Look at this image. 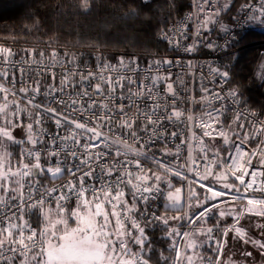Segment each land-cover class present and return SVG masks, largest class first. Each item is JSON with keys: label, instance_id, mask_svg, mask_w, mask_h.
<instances>
[{"label": "snow or ice", "instance_id": "6c2138e0", "mask_svg": "<svg viewBox=\"0 0 264 264\" xmlns=\"http://www.w3.org/2000/svg\"><path fill=\"white\" fill-rule=\"evenodd\" d=\"M192 2L196 11L185 19L190 20L195 16L199 20L200 14L210 5V0ZM231 2L232 0H224L218 7L213 0L210 7L215 10L209 11L200 20L196 36L201 35V29L209 30L208 26L216 23L215 17L222 11L229 10ZM84 4L87 6V0H84ZM257 11L259 16L254 17L255 19L264 16V3ZM185 28L186 25L170 29L173 34L170 36L162 33V38L178 47L180 42L177 36L186 38ZM221 28L227 31L225 26L221 25ZM207 47L214 46L209 43ZM193 50V47L185 48V51ZM0 53L10 54V50L0 49ZM56 55L53 52L54 60ZM3 63L10 61L5 57ZM69 63L75 65L76 58L73 57ZM171 63L170 60L154 61L153 65L159 71L161 64ZM153 65H149V71ZM96 67V71H78L77 65L68 70L58 84L55 83L56 76L53 73V83L43 91L39 80L35 86L20 87L19 91L29 97L27 104L31 106V110L27 106H18L9 112L7 103L0 106V148L4 149L0 160H7L11 155L7 151L6 142L20 145L23 167V170L13 171L9 168L7 171H0V221L7 222L6 227L0 228V261L13 264L16 256H19L22 259L18 264H32L33 261L35 264H150L148 254L153 248L147 229L158 223L168 225L169 219L184 221L188 227L196 225L192 232L185 231L182 235L190 238L186 247L193 250L201 264H204L205 257L197 249L207 241H214L212 251L217 253L215 260L207 257L208 264H220L230 233L235 234L232 239L251 244L264 255V242L252 239L240 225L246 213L264 216V207H258L264 206V200L249 198L247 206H241L242 211H224L215 201L226 197L228 192L213 191L209 186L207 191L212 196L205 197L203 203L195 206L189 204V210L197 209L190 214L181 208V189L176 188L174 192H168L169 204L165 207L183 211V215L158 216L152 203L157 198L155 194L161 191L159 184L163 176L145 168L140 159H151L166 172L181 177L179 171L173 172L172 168L156 159L154 153L151 156L149 153L157 140L165 138L167 126L164 121L174 123L184 117L189 122L191 136L188 140L180 139L175 153L168 150L165 155L178 157L181 144L195 141L202 154L201 158L206 161V175L202 178L213 175L212 166L217 165L225 169L223 173L216 174L217 180L227 181L230 173L244 185L245 192H264V185L253 187L257 184L258 172H249L253 157H258L261 167H264V119H253L257 113L248 109L247 101L242 99L238 88L224 91L223 85L230 80L229 72L211 68V72L220 78V91L203 88L205 95L201 96L199 102L206 107L196 118L195 127L202 130V135L197 136L191 127L193 115L185 116L183 111L175 107L171 112L167 111L169 104L161 96L159 85L166 83L170 77L145 76L139 81V86L133 89L131 86L137 84L134 76L139 68L135 58H120L118 65L104 60ZM124 70L133 75H127ZM8 76L7 69H0V78L7 80ZM73 77L79 79L74 82ZM11 83L15 87L14 74ZM70 85L72 90L68 91ZM9 91L0 83V92ZM166 92L172 97L174 105L176 92L171 83L166 84ZM37 96L42 99L37 101ZM226 100L236 107H228ZM215 101L220 102L219 106L215 105ZM242 104L244 107H240ZM230 111L234 115L229 122L227 113ZM21 113L27 118L26 121L21 118ZM12 117L16 118L15 121ZM46 121L53 124L56 131L47 127ZM17 129L20 138L14 135ZM117 129L121 130L119 134ZM180 135L178 132L170 133L173 138ZM204 137L212 141L220 138L223 143L219 146L215 143L208 144ZM257 137L261 139L256 149L245 151L242 145H247ZM188 146L189 159H192L191 143ZM209 152L212 153L211 160L208 159ZM53 158L55 163L52 162ZM228 158L231 163H225ZM25 160L28 162H24ZM65 176L68 177L67 180L64 179ZM245 176H250L248 183H245ZM42 180L51 181V186L42 183ZM168 183L171 187L170 181ZM223 188L240 191L231 183H224ZM240 200V196L234 198V202ZM220 203L227 204L229 201L221 199ZM214 213L215 223L208 226ZM34 215L38 217L36 227L30 222ZM26 216L28 219H25ZM40 216L43 217V227ZM228 216L233 217L234 223L221 231V221ZM71 218L76 220L75 227L69 223ZM183 226L184 224L179 225ZM256 227L264 230V223ZM214 232L219 234L218 239L213 235ZM168 235L180 236L181 232L179 228H172ZM198 236L206 237V241L191 239ZM52 237L56 238L57 243H52ZM41 241H44L43 245ZM133 245L137 246L135 251ZM37 247L39 251L29 258V253ZM172 247L177 248L175 243ZM6 252L13 255L8 256ZM243 255L250 257L252 253L245 252ZM45 256L46 259H43ZM176 256L177 259L181 256L178 249ZM185 258L188 264H195L192 256L185 254Z\"/></svg>", "mask_w": 264, "mask_h": 264}, {"label": "trees", "instance_id": "16d2710c", "mask_svg": "<svg viewBox=\"0 0 264 264\" xmlns=\"http://www.w3.org/2000/svg\"><path fill=\"white\" fill-rule=\"evenodd\" d=\"M255 1L232 0L229 10L223 11L220 25L236 19L246 3ZM223 2L219 0L220 5ZM262 3L264 0H261ZM192 8V0H87V6L84 0H0V47L44 46L101 50L108 53L109 57L114 54H138L142 61L147 62L148 56L171 52L169 45L162 40L161 33L173 21L192 11ZM257 16L259 12L253 13L249 27L241 29L237 34L232 51L223 59V66L230 75L228 86L238 88L242 99L247 101V107L259 111L264 118V16L255 19ZM3 97L4 93L0 92V103L4 102ZM20 147L10 145L12 157L17 161H20ZM218 169L219 166H216L206 184L215 190H227L220 186L216 178ZM228 181L238 184L230 177ZM237 187L242 194V187ZM207 188L194 185L189 204L195 206L203 203L205 197H210ZM234 203L221 204L220 208H228ZM194 210L197 209H188L190 214ZM163 212L165 217H172L176 210L164 208ZM37 218L34 215L36 223ZM39 220L42 222L43 217L40 216ZM215 220L214 213L208 226H212ZM170 221L168 225L160 223L147 229L153 248L148 254L150 264H179L178 261L183 264V260L177 259V248L172 247L173 236L168 235L175 224ZM232 221L230 217L222 222L221 231L225 223ZM186 226L187 223L181 229L182 234ZM213 235L219 238L218 233L214 232ZM183 240L186 241V238L180 237V243L176 246L181 247ZM214 247L213 241V244L206 243L199 248L206 259L204 264H208L207 257L216 259L217 253L212 251ZM19 260L15 259L13 264H18Z\"/></svg>", "mask_w": 264, "mask_h": 264}, {"label": "built area", "instance_id": "2783aa9c", "mask_svg": "<svg viewBox=\"0 0 264 264\" xmlns=\"http://www.w3.org/2000/svg\"><path fill=\"white\" fill-rule=\"evenodd\" d=\"M212 2L213 0H210V5ZM214 2L216 3V6H221L219 4V0H214ZM210 5L206 6L205 12L200 14L199 20L195 16H193L190 20L185 19V17H187L189 14L196 11L193 5L192 11L188 12L183 18L173 21L168 27H166L162 33H167L171 36L173 33L172 31H169L170 29L175 30L176 28L186 25V38H182L178 35L177 40H179L180 43L178 47H174L172 44H169L167 40L162 38L161 33L162 40L169 45L171 52L167 54L148 56L147 62L142 61L141 55L138 54H114L112 57H109L108 53L101 50H78L44 46H24L12 48L7 45H3V47H0V49L10 50V54L0 53V69H7L9 71L7 80L0 78V83H3L6 88L10 89L8 93H4V104L7 103L9 105V112L15 110L18 106L21 108L27 106L29 110H31V106L27 104L29 97H26L24 93L19 91L20 87L35 86L36 81L39 80L41 84V90L43 91L49 84L53 83V73L56 76L55 83L58 84L59 80L64 75H67L68 70L73 69L77 65L78 71H96V66L101 61L106 60L112 64L118 65L120 58H124L126 60L135 58L136 63L139 65V68L134 76V78L137 79V84L132 85L131 87L133 89L137 88L139 86V81L144 79L145 76L154 77L157 75H162L165 77H170L166 83L159 85L161 96L164 97L169 104L167 111L171 112L173 107H175L176 109L183 111L185 116L188 114L193 115L194 121L191 126L192 131H195L197 136H200L202 135V130L195 127V122L196 118H198L201 113L205 111L206 107L203 103L199 102L201 96L205 95L203 88L206 87L212 91H220V78L211 72V68H219L221 71H227L223 66V59L232 51L233 43L240 30L249 27L251 15L258 12L257 10L261 6V0L246 3L240 10V14L236 17V19L226 25H223L226 27L227 31L222 30L220 25L223 14L222 11L218 17H215L216 23L210 24L208 26L209 30L201 29V35L196 36L195 33L200 20H202L209 11L215 10L214 8H211ZM209 43L213 44L214 47H207ZM186 47H193L194 50L190 52L185 51ZM53 52L57 54L55 60L53 59ZM5 57H7V60L10 61V63H3ZM73 57L76 58L75 65L69 63ZM164 60H170L172 63L161 64L159 66V71H157L156 66L153 65V62ZM149 65H153L151 71H149ZM124 71L127 75H133L132 73H127V70ZM13 74L16 78L15 87H13V84L11 83ZM72 79L75 82L79 79V77H73ZM167 83H171L173 85V89L176 92L174 105L172 104V97L166 92ZM77 88H79V85H77ZM223 89L225 92L230 89L228 83L223 85ZM71 90L72 89L70 85L68 91ZM13 93L15 94L13 95ZM30 95L31 93H29V96ZM209 95H211V92ZM40 99H42L41 96L36 97L37 101ZM13 101H15V103H13ZM214 103L216 106H219L220 102L215 101ZM225 104L233 109L236 107L235 105L229 104L227 100L225 101ZM240 107L244 106L240 105ZM255 112L257 113V116L253 119H264L259 111ZM233 115L234 113L231 111L227 113L229 122L231 121ZM21 118L25 121L27 119L23 113H21ZM13 119L15 120L16 118L13 117ZM188 123L189 122L184 117L175 121L174 123L164 121V124L167 126L165 138L163 140H157L152 146L151 152L149 153L150 156L154 153L156 159L172 168L173 172L179 171L182 174L181 177H177L171 172H166L158 164L153 163L151 159L145 160L144 158H140L145 168H150L152 172L163 176V180L159 184L161 191L155 194L157 198L152 203V208L158 216L165 217L163 209L169 204V201L167 200V194L169 191L174 192L176 188H180V195H182L184 199L187 198L186 201L188 202L190 200L195 183L199 186L204 185V187H207L206 181L210 176H212L208 175L206 179L202 178L206 175L204 168L206 161L201 158L202 154L199 152L195 141H188L187 143L181 144V151L178 157L175 155H165V152L168 150H171L173 153H175L176 145L180 144V139L188 140V137L191 136ZM46 126L56 131L54 125L47 121ZM120 131L121 130L119 129L116 130L118 134ZM171 132H178L181 135L180 137L173 138L170 136ZM260 139L261 137H257L255 140L250 141L247 145H242V147H244L245 151L251 152L253 149H256ZM204 141L208 144L215 143L217 146L223 143L222 139L220 138L212 141L210 138L204 137ZM189 143L192 145V159H189ZM208 159H213L211 152L208 153ZM193 160L195 162H193ZM24 162L28 161L25 160ZM52 162L55 163V158H53ZM225 163H231V159H226ZM216 166L217 165L212 166L213 173L215 172ZM21 170H23L22 163ZM132 170L136 171L135 168ZM253 170L258 172L257 184L253 187L255 188L257 186L264 185V175H259V173H264V167H261L258 157L252 158V165L249 168V172ZM239 174L240 173H238V175ZM149 175H151V172H149ZM228 176L239 183V185L242 187L244 193L242 196L248 197L250 195H264V192L261 191L248 190L245 192L244 185H241L239 180H236L235 177H233L230 173H228ZM64 179L67 180L68 177L65 176ZM244 179L245 183H248L250 176H245ZM169 181L171 183V187H169ZM62 182L63 181H56V183ZM152 182L153 181H149V183ZM42 183H47L49 186H51V181L42 180ZM52 207L55 208V205L53 204ZM25 219H28V217L26 216ZM13 222L18 223V221ZM30 222L32 223L33 227L37 226L34 216H32ZM6 226V221H0V228ZM41 227H43L42 222ZM187 229L188 225L184 229V232L187 231ZM41 244L43 245L44 241H41ZM132 247L133 251H135L137 246L133 245ZM38 251L39 247L33 249L32 253H29V257ZM5 254L8 256L13 255L11 252H6ZM16 259H22V257L16 256ZM0 264H4V262L0 261Z\"/></svg>", "mask_w": 264, "mask_h": 264}, {"label": "rangeland", "instance_id": "374dc122", "mask_svg": "<svg viewBox=\"0 0 264 264\" xmlns=\"http://www.w3.org/2000/svg\"><path fill=\"white\" fill-rule=\"evenodd\" d=\"M2 105H4V102L0 103V106H2ZM1 122L2 121H0V123ZM18 134H19V129H17L16 132H14V135H18ZM18 138H20L19 135H18ZM6 144H7V151L10 152L11 155L7 158V160H0V171H7V169H9V168H11L13 171L21 170V159H20V161L15 160L12 157V152L10 149L11 143L6 142ZM3 152H4V149L0 148V155H2ZM224 171H225L224 167H219L216 174L223 173ZM228 178H229V176H228ZM218 181H219L221 187L223 186L224 183H231V184H234L236 187H237V185H239V183L235 184L234 182L228 181V180L227 181L218 180ZM195 185L199 186L196 183H195ZM207 187H209V186H207ZM213 191H220V190L213 189ZM233 191L235 194L233 193ZM233 191H229L228 189L224 190L223 192H228V195L226 197H224L223 199L227 200L229 202H234L235 197L240 196V195H244L243 193L240 194V191L239 192L235 191V189H233ZM210 196H212V193H210ZM180 197H181V208L186 209V211H188L187 206L189 205V201L187 202L186 201L187 198L184 199L182 195H180ZM248 197L253 198V199H257V200H264V196L250 195ZM248 197L246 199H243L241 197L240 201L235 202L232 205H229L228 208H225L223 206L221 210H224V211L230 210V211H234V212L235 211H242L243 209L241 206L242 205L247 206ZM218 199L219 198H217V200ZM217 203H219L220 205L225 204V203H220V201H217ZM258 207H264V206H258ZM169 209H172V208L169 207ZM53 213L55 214V209H53ZM177 215H183V211H180V212L176 211L174 216H177ZM230 217L231 216L224 218L221 221V223L227 221ZM232 219H233V217H232ZM171 221L175 223L173 228H179L180 232H181L182 227H179V225L186 223L184 221H174V220H171ZM69 223L72 227H75L76 226L75 218H71L69 220ZM232 223H234V220L230 223H225L224 225L226 227ZM262 223H264V216H256V215L247 214V213L245 214L244 218L241 219V221H240V225H242L244 227L245 231L248 233L249 236L252 237V239L260 240L261 242H264V230H261L260 228L256 227V225L262 224ZM194 229L195 228H193V226H192L189 228L188 232H192ZM181 235H182V233H181ZM181 235L180 236L173 235V239H174L175 244L178 245L180 243ZM234 235H235L234 233H230L229 237L231 236V238H232ZM183 238H186V244H187V242L190 238L189 237H183ZM51 239H52L53 244L57 243L55 237H52ZM191 239H197L198 242L206 241V237H204V236L191 237ZM206 243L213 244V241H207ZM206 243H204V244H206ZM186 251H188L189 253L191 252V256L193 257L195 264H201V261L198 260L196 258V256L193 254L192 249H189L186 247ZM198 252L200 253V255H202V253L200 251H198ZM245 252H251L252 256L245 257L243 255V253H245ZM40 258L41 257H38V259H40ZM43 259H46V256L43 257ZM179 260H183V264H188V261L185 258V256L182 257V255H181ZM180 262L178 261L179 264H180ZM32 264H35V262L33 261ZM220 264H264V255L261 254V250H259L256 247H253L251 244H245V243H243V241H240L238 239H230V240H228V243L224 247L223 254L220 257Z\"/></svg>", "mask_w": 264, "mask_h": 264}, {"label": "crops", "instance_id": "0c3cea01", "mask_svg": "<svg viewBox=\"0 0 264 264\" xmlns=\"http://www.w3.org/2000/svg\"><path fill=\"white\" fill-rule=\"evenodd\" d=\"M248 199H249V197H248ZM181 237L183 238L182 235H181ZM230 239H232L231 236L228 238V240H230ZM185 244H186V241L183 240V244H182V246H181V247L177 246V249L180 251L182 257L185 256V254L191 256V252L189 253L188 251H186V245H185ZM199 250H200V249L198 248L197 251H199Z\"/></svg>", "mask_w": 264, "mask_h": 264}]
</instances>
